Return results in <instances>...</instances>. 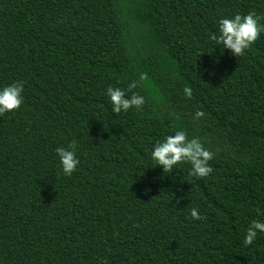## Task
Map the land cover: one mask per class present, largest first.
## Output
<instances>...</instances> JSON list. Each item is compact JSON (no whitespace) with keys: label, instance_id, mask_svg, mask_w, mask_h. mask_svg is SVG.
Wrapping results in <instances>:
<instances>
[{"label":"trees","instance_id":"obj_1","mask_svg":"<svg viewBox=\"0 0 264 264\" xmlns=\"http://www.w3.org/2000/svg\"><path fill=\"white\" fill-rule=\"evenodd\" d=\"M237 12L264 24V0H0V87L24 85L0 115V264H264V233L243 243L264 221V32L238 57L213 39ZM133 81L146 103L112 113ZM181 129L209 176L150 159Z\"/></svg>","mask_w":264,"mask_h":264},{"label":"clouds","instance_id":"obj_2","mask_svg":"<svg viewBox=\"0 0 264 264\" xmlns=\"http://www.w3.org/2000/svg\"><path fill=\"white\" fill-rule=\"evenodd\" d=\"M264 32V24L258 22V17L253 12L235 13L232 16H224L218 20V31L213 36L217 44H222L224 49L229 50L233 56H241L253 41ZM143 74L140 79L143 80ZM137 87L133 81L127 89L120 87H108L106 95L111 105L112 113L127 112L130 108L139 110L145 103V97L132 92H126ZM24 85L16 81L0 87V115L18 109L23 101L22 95ZM185 95L191 97L189 89L184 90ZM203 112L197 110L195 117L203 116ZM77 142L73 140L67 147H57L56 155L64 175H71L79 165L76 156ZM150 159L161 166L163 172H173L174 167L181 163L190 165L189 175L204 178L209 176L213 169L209 161L213 159V153L201 142L199 137L188 138L184 130H177L172 135H165L163 139L157 140L151 150ZM190 216L194 220L202 217L197 207L190 208ZM258 233H264V221L253 219L249 222L243 243L251 245L257 238Z\"/></svg>","mask_w":264,"mask_h":264}]
</instances>
